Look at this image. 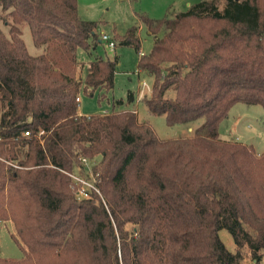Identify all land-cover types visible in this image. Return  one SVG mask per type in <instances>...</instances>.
Masks as SVG:
<instances>
[{"label": "trees", "instance_id": "1", "mask_svg": "<svg viewBox=\"0 0 264 264\" xmlns=\"http://www.w3.org/2000/svg\"><path fill=\"white\" fill-rule=\"evenodd\" d=\"M137 18L153 37L147 54L136 27L113 39L153 79L149 114L189 133L158 138L133 108H116L122 99L80 115V93L100 102L114 85L116 57L77 74L76 51L101 42L97 22L77 0H0V222L23 252L0 264H264V152L219 135L235 104L264 109V0ZM83 160L92 190L79 199L70 175Z\"/></svg>", "mask_w": 264, "mask_h": 264}, {"label": "rangeland", "instance_id": "2", "mask_svg": "<svg viewBox=\"0 0 264 264\" xmlns=\"http://www.w3.org/2000/svg\"><path fill=\"white\" fill-rule=\"evenodd\" d=\"M200 0H77L79 13L82 18L96 21V33L99 39L102 34L108 35L113 41L114 36L124 34L130 27L137 28V37L140 40V52L147 54L153 44V37L148 34L146 28L138 20V14H144L152 19H161L167 15H174L185 11L188 6ZM22 39L30 54H38L37 48L32 41L30 30L27 26L22 27ZM114 48H110L105 41L97 43L91 54L79 48L76 51V59L80 63L77 74L83 78L88 62L95 56L103 58H117L114 85L107 93V98L100 102L97 96L80 93L78 111L82 115L89 116L110 112L112 101L122 99L125 104L116 107L133 108L137 112L140 121H147L155 134L160 139H170L181 136L184 132L189 133L183 125L168 126L162 115H151L145 106V99L151 94L152 77L143 71H138L137 60L139 54L132 46H121L114 41ZM133 93V101L127 103L128 93ZM196 124L192 125L195 127ZM220 137L251 145L257 154L264 152V109L259 105L237 103L228 112V116L220 123ZM86 170L75 172L76 195L78 198H87L91 190V182L85 180V175L90 173L93 160L83 162ZM83 193V194H82ZM14 230L10 221L0 222V256L8 259H20L23 252L13 238ZM219 237L230 251H234L230 234L226 230L219 231ZM250 258L245 256L243 264H249ZM264 263V251L261 256Z\"/></svg>", "mask_w": 264, "mask_h": 264}, {"label": "built area", "instance_id": "3", "mask_svg": "<svg viewBox=\"0 0 264 264\" xmlns=\"http://www.w3.org/2000/svg\"><path fill=\"white\" fill-rule=\"evenodd\" d=\"M100 40H101V41H105V42H107V44H108V46H109L110 48H114V46H115L114 41H113L108 35L102 34L101 37H100ZM139 54L142 55L143 53L140 52ZM76 101H79V97L76 98ZM40 133H41V132H40ZM25 135H28V132H25ZM83 161H85V160H83ZM70 176L73 177L75 180L79 181V180L77 179V177H75V176H73V175H70ZM82 194H83V193H82ZM84 194H85V196L87 195L86 193H84Z\"/></svg>", "mask_w": 264, "mask_h": 264}, {"label": "crops", "instance_id": "4", "mask_svg": "<svg viewBox=\"0 0 264 264\" xmlns=\"http://www.w3.org/2000/svg\"><path fill=\"white\" fill-rule=\"evenodd\" d=\"M78 113H79L80 115H82L81 112L78 111ZM105 113H107V112H105ZM219 130H220V125H219ZM219 132H220V131H219ZM219 135H220V134H219ZM222 139H223V138H222ZM225 140H228V139H225Z\"/></svg>", "mask_w": 264, "mask_h": 264}]
</instances>
